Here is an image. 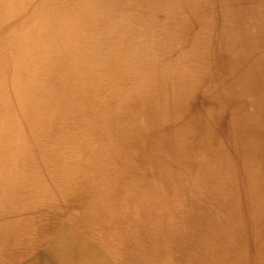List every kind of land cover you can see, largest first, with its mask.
<instances>
[{
	"label": "clouds",
	"instance_id": "obj_1",
	"mask_svg": "<svg viewBox=\"0 0 264 264\" xmlns=\"http://www.w3.org/2000/svg\"><path fill=\"white\" fill-rule=\"evenodd\" d=\"M0 264H264V0H0Z\"/></svg>",
	"mask_w": 264,
	"mask_h": 264
}]
</instances>
